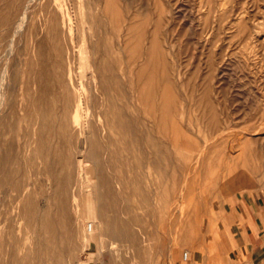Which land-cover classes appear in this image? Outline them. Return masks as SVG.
<instances>
[{
    "label": "rangeland",
    "instance_id": "374dc122",
    "mask_svg": "<svg viewBox=\"0 0 264 264\" xmlns=\"http://www.w3.org/2000/svg\"><path fill=\"white\" fill-rule=\"evenodd\" d=\"M137 36L150 145L116 133L92 157L90 131L42 133L32 101L52 99V80L86 84L110 45L126 68ZM2 160L22 172L0 175V264H188L240 236L236 212L264 197V0H0Z\"/></svg>",
    "mask_w": 264,
    "mask_h": 264
},
{
    "label": "bare ground",
    "instance_id": "6f19581e",
    "mask_svg": "<svg viewBox=\"0 0 264 264\" xmlns=\"http://www.w3.org/2000/svg\"><path fill=\"white\" fill-rule=\"evenodd\" d=\"M141 41L142 40L138 36L135 37L133 47L129 52L130 59L127 63L126 68H123L120 65L119 67H117L115 65L113 59L114 56H111V54H109L111 46L110 45L107 46L108 48L106 49V51L102 53L105 55L106 58L104 57V55L100 56L102 59V65L95 64V66H93L92 68L90 67L92 75L91 78L86 81V84L82 81L78 86H75L71 76L69 83H65L60 78L52 80L53 82L51 84H54L58 88H60V90H54L52 92V99L41 100L37 97L35 98V100L32 101V108L34 110V113L36 114L35 125L41 130L42 133L48 128H52L53 130L56 129L58 130V132H62V134H64V136L67 137L69 140L74 137L75 130L77 129H80L81 135H85L88 131H90L92 133V137L95 136L97 138V148L93 147L92 149V145L90 146L92 157L98 156L97 153L99 152V150H101L102 144H104L105 142H107L110 146L115 145L116 140L114 137L116 133H122L127 138H130L132 140L131 146L134 148H138L140 146V143L142 142H147V144H149L150 140L148 139V134L146 131L147 127L144 122V115L146 109L144 85L147 63H144L142 61ZM155 48L156 45L152 42V46L149 49L147 55L152 56V53L154 52ZM159 63H161V60ZM122 80L128 85V88L132 89L133 91L131 99H129V96L126 97L130 100L127 104L128 107L116 106L111 94L112 89L115 88L116 90H119L122 87ZM129 109L136 110V119L134 118L132 120V118L129 116ZM52 129L51 132L53 131ZM42 133L40 134L43 135ZM52 149L50 148L47 151V156L52 153ZM6 160H2L3 164L0 167V175L4 176L1 179L3 180V184H10L12 183L14 177H20L19 174H21L22 171L18 170L15 174H11L10 171L6 168ZM18 160L19 159L16 160L17 165ZM80 178L81 181L84 182L82 175L80 176ZM16 187L18 188V190L21 191V188L23 186L20 182L16 185ZM29 207L33 209V211H30V213L32 216L31 218L35 222V225L40 226L42 224L45 229L47 225L46 223L49 220L48 218H43V210L39 208L38 202L36 200H32L28 205V209ZM49 219L51 218L49 217ZM98 228V224H96L95 222H91L89 228H87V231L88 233H93L94 231L98 230ZM46 233L52 236L49 238L48 241V249H53L57 233L55 221L51 222V225L49 226V229H47ZM41 243L42 242H40L39 246L41 245Z\"/></svg>",
    "mask_w": 264,
    "mask_h": 264
},
{
    "label": "crops",
    "instance_id": "0c3cea01",
    "mask_svg": "<svg viewBox=\"0 0 264 264\" xmlns=\"http://www.w3.org/2000/svg\"><path fill=\"white\" fill-rule=\"evenodd\" d=\"M236 214L241 217L236 224L240 236L214 241L212 253L193 255L188 264H264V197L257 196ZM170 264H183L181 256L175 255Z\"/></svg>",
    "mask_w": 264,
    "mask_h": 264
},
{
    "label": "built area",
    "instance_id": "2783aa9c",
    "mask_svg": "<svg viewBox=\"0 0 264 264\" xmlns=\"http://www.w3.org/2000/svg\"><path fill=\"white\" fill-rule=\"evenodd\" d=\"M185 255V258L187 259L188 258V255L187 254H184Z\"/></svg>",
    "mask_w": 264,
    "mask_h": 264
}]
</instances>
